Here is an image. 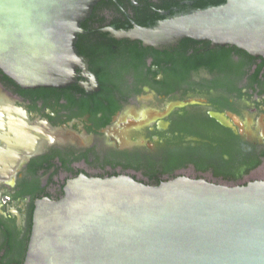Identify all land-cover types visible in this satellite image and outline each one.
<instances>
[{
  "label": "flooded vegetation",
  "instance_id": "obj_1",
  "mask_svg": "<svg viewBox=\"0 0 264 264\" xmlns=\"http://www.w3.org/2000/svg\"><path fill=\"white\" fill-rule=\"evenodd\" d=\"M195 3L101 1L81 25L74 84L20 91L0 78V95L29 125L57 133L38 153L7 156L0 165V264L25 263L36 203L58 200L80 174L151 184L183 171L213 177L197 165L220 167L223 157L239 153L264 156V67L258 76L254 65L238 78L210 62L219 47L210 42L182 39L156 48L117 36L154 27ZM228 58L240 62L232 51ZM263 166L264 157L254 171Z\"/></svg>",
  "mask_w": 264,
  "mask_h": 264
},
{
  "label": "water",
  "instance_id": "obj_2",
  "mask_svg": "<svg viewBox=\"0 0 264 264\" xmlns=\"http://www.w3.org/2000/svg\"><path fill=\"white\" fill-rule=\"evenodd\" d=\"M101 1L0 0V70L21 89L74 84L81 25ZM117 36L156 48L207 41L264 60V0H225ZM13 107L0 95V165L38 153L57 135ZM63 191L36 203L24 264H264V181L181 175L155 186L80 174Z\"/></svg>",
  "mask_w": 264,
  "mask_h": 264
},
{
  "label": "trees",
  "instance_id": "obj_3",
  "mask_svg": "<svg viewBox=\"0 0 264 264\" xmlns=\"http://www.w3.org/2000/svg\"><path fill=\"white\" fill-rule=\"evenodd\" d=\"M194 1L196 3L192 9H203L209 6H218L225 3V0H194ZM191 41L194 42L195 40L191 39ZM217 50L218 51L216 52L218 54L209 57V59H211L210 62L221 66L223 70L226 71L233 70V72L237 74L238 78L244 77V75H246L254 65L258 66L255 76H258L260 71L263 70L264 60L260 58H254L250 56L247 52L235 46H231V48L218 47ZM231 51L238 54V56H240V62H238V64L231 62L230 58H228V54L231 53ZM258 61H261V63L258 64ZM0 78L8 86L21 91L20 86L17 85L10 78L5 76L1 70H0ZM263 157L264 156H260V155H242V153H239L237 156L223 157L222 164L220 167L211 168L207 165L205 167H200L197 165V170L203 173L210 172L213 175V177L218 181H222L224 183L232 184V185H239L248 175H250L255 169H257L261 165L263 161ZM163 181L164 180H160V181L157 180L151 184L149 183H145V184L156 186ZM241 184H247V182Z\"/></svg>",
  "mask_w": 264,
  "mask_h": 264
},
{
  "label": "rangeland",
  "instance_id": "obj_4",
  "mask_svg": "<svg viewBox=\"0 0 264 264\" xmlns=\"http://www.w3.org/2000/svg\"><path fill=\"white\" fill-rule=\"evenodd\" d=\"M182 174L184 176L194 178L193 172H191V171H183ZM202 177L204 179H206L207 181L214 182L217 184H227V183H224L222 181H218V180L213 179V177H211V175H209V174H204ZM258 180L264 181V166L261 167L260 169L256 170V171H254L250 175H248L245 178L244 182L258 181ZM228 185H232V184H228Z\"/></svg>",
  "mask_w": 264,
  "mask_h": 264
},
{
  "label": "bare ground",
  "instance_id": "obj_5",
  "mask_svg": "<svg viewBox=\"0 0 264 264\" xmlns=\"http://www.w3.org/2000/svg\"><path fill=\"white\" fill-rule=\"evenodd\" d=\"M14 131V129H12ZM15 133V132H14ZM16 156V155H15Z\"/></svg>",
  "mask_w": 264,
  "mask_h": 264
}]
</instances>
